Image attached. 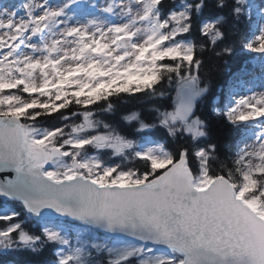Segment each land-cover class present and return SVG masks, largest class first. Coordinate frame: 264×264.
Wrapping results in <instances>:
<instances>
[{
	"label": "snow or ice",
	"instance_id": "6c2138e0",
	"mask_svg": "<svg viewBox=\"0 0 264 264\" xmlns=\"http://www.w3.org/2000/svg\"><path fill=\"white\" fill-rule=\"evenodd\" d=\"M0 174L24 264H264V0H0Z\"/></svg>",
	"mask_w": 264,
	"mask_h": 264
},
{
	"label": "trees",
	"instance_id": "16d2710c",
	"mask_svg": "<svg viewBox=\"0 0 264 264\" xmlns=\"http://www.w3.org/2000/svg\"><path fill=\"white\" fill-rule=\"evenodd\" d=\"M209 3L211 5L212 0H209ZM206 15H211L210 10H206ZM204 60L203 68L201 69V76L204 80H211L212 84V90L216 94V96L221 100L227 96V92L229 89V85L231 82V77L234 72L237 71L239 67L243 65V63L246 60V57L243 55V52L241 51V48L237 47L233 56L226 57L227 64H225L223 61H217V59L214 56H211L208 53H205V55L202 57ZM170 103V101H169ZM141 107L137 104V102L132 101L126 105H122L120 111H126L129 108H136ZM207 111V110H206ZM214 123V132L222 137L227 138L228 140L232 139V134L229 132L227 126H221L220 123H218V118L211 117ZM159 135H162L160 133ZM227 151V148H225L224 143L221 144V152ZM10 207L17 208L19 210V205L10 203ZM5 222H0V226H4ZM48 257V253H45V256L41 259H46ZM29 257L23 254H17V253H9L7 255L0 254V264L5 263H15V264H24L26 260H28Z\"/></svg>",
	"mask_w": 264,
	"mask_h": 264
},
{
	"label": "rangeland",
	"instance_id": "374dc122",
	"mask_svg": "<svg viewBox=\"0 0 264 264\" xmlns=\"http://www.w3.org/2000/svg\"><path fill=\"white\" fill-rule=\"evenodd\" d=\"M15 2H17V3H19V2H21V0H15ZM241 51L245 54V55H247L246 57H247V60L244 62V64H246V63H248L250 60H252V58L255 56V54H252V53H248V52H246V51H244V50H242L241 49ZM243 64V65H244ZM249 66L251 67V64H249ZM258 91H259V89H257ZM225 98H223V100H224ZM223 100H222V102H223ZM6 264H14V263H6Z\"/></svg>",
	"mask_w": 264,
	"mask_h": 264
},
{
	"label": "water",
	"instance_id": "95a60500",
	"mask_svg": "<svg viewBox=\"0 0 264 264\" xmlns=\"http://www.w3.org/2000/svg\"><path fill=\"white\" fill-rule=\"evenodd\" d=\"M0 178H2V174H0Z\"/></svg>",
	"mask_w": 264,
	"mask_h": 264
}]
</instances>
